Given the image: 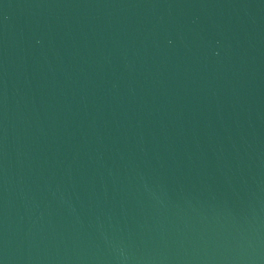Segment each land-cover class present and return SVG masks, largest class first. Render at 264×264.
Here are the masks:
<instances>
[{"label": "water", "instance_id": "obj_1", "mask_svg": "<svg viewBox=\"0 0 264 264\" xmlns=\"http://www.w3.org/2000/svg\"><path fill=\"white\" fill-rule=\"evenodd\" d=\"M0 264H264V0H0Z\"/></svg>", "mask_w": 264, "mask_h": 264}]
</instances>
